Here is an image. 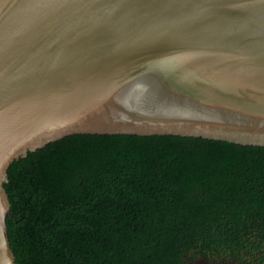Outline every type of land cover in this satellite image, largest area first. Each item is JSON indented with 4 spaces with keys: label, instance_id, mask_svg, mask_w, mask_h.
Wrapping results in <instances>:
<instances>
[{
    "label": "water",
    "instance_id": "obj_1",
    "mask_svg": "<svg viewBox=\"0 0 264 264\" xmlns=\"http://www.w3.org/2000/svg\"><path fill=\"white\" fill-rule=\"evenodd\" d=\"M85 133L264 146V0H0V264L10 166Z\"/></svg>",
    "mask_w": 264,
    "mask_h": 264
},
{
    "label": "trees",
    "instance_id": "obj_2",
    "mask_svg": "<svg viewBox=\"0 0 264 264\" xmlns=\"http://www.w3.org/2000/svg\"><path fill=\"white\" fill-rule=\"evenodd\" d=\"M4 186L17 264H264V146L73 134Z\"/></svg>",
    "mask_w": 264,
    "mask_h": 264
},
{
    "label": "rangeland",
    "instance_id": "obj_3",
    "mask_svg": "<svg viewBox=\"0 0 264 264\" xmlns=\"http://www.w3.org/2000/svg\"><path fill=\"white\" fill-rule=\"evenodd\" d=\"M227 263V262H226ZM229 264H236L235 262H228ZM197 264H215V263H206L205 261H198ZM216 264H220V263H216Z\"/></svg>",
    "mask_w": 264,
    "mask_h": 264
}]
</instances>
